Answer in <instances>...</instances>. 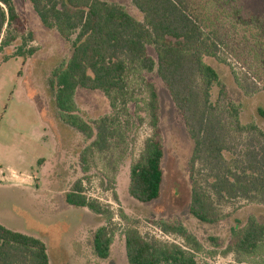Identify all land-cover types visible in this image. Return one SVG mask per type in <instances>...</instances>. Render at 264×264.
<instances>
[{
	"label": "rangeland",
	"instance_id": "1",
	"mask_svg": "<svg viewBox=\"0 0 264 264\" xmlns=\"http://www.w3.org/2000/svg\"><path fill=\"white\" fill-rule=\"evenodd\" d=\"M102 1L117 4L142 21L130 0ZM215 1L193 5L199 16L210 17L219 40L216 57L205 62L217 72L229 100L239 105L242 125L253 123L264 134V119L257 115L258 108L264 109V0H236L232 7ZM13 4L21 27L14 32L15 41L0 53V223L43 238L50 264H127L122 232L130 228L148 240L189 251L180 236L160 230L161 222L182 225L198 241L203 249L198 263L264 264V249L254 255L225 253L234 241L233 231L243 228L249 218L264 223V206L242 200L222 204L214 224L201 223L188 213L193 144L155 71L128 77L130 118L116 172L108 170L97 153L87 155L88 171L81 172L80 154L90 141L56 119L48 87L52 72L71 56L74 36L66 41L55 29L45 28L27 0H13ZM30 49L34 53L23 60L20 52ZM148 53L154 55L151 48ZM5 55L11 57L4 61ZM240 83L256 91L245 95ZM150 87L157 96L163 176L158 199L141 204L128 196V170L153 133L145 107ZM217 92L212 89L213 102ZM74 101L87 122L112 112L99 91L77 89ZM79 179L86 198L96 201L107 215L64 203L65 192ZM101 226L114 233L106 260L98 259L92 250L93 234Z\"/></svg>",
	"mask_w": 264,
	"mask_h": 264
},
{
	"label": "trees",
	"instance_id": "2",
	"mask_svg": "<svg viewBox=\"0 0 264 264\" xmlns=\"http://www.w3.org/2000/svg\"><path fill=\"white\" fill-rule=\"evenodd\" d=\"M27 1L45 28L55 29L66 41L74 36L71 56L52 72L48 87L56 119L90 141L80 154L83 174L88 171L87 155L92 153L102 155L105 167L116 172L130 118L128 77L155 71L193 144L189 161L190 216L214 224L219 221L218 206L222 204L242 200L264 206V134L253 123L242 125L239 105L229 100L217 72L205 62L216 57L219 40L210 17L199 16L193 8L202 0H130L142 21L123 7L102 0ZM235 1L215 2L232 7ZM234 12L239 14L237 9ZM20 27L13 0H0V53L15 41L14 32ZM33 53L30 49L20 55L25 60ZM10 57L5 55L4 61ZM239 87L245 95L256 91L242 83ZM213 88L218 89L214 102ZM77 89L101 92L111 114L84 121L74 101ZM148 91L145 107L153 133L128 170V196L141 204L158 199L163 176L157 96L153 87ZM257 115L264 119V109L258 108ZM82 182L76 180L65 192L64 203L98 216L107 215L96 201L86 198ZM160 230L180 236L189 251L148 240L130 228L122 232L126 263L208 264L198 263L197 255L203 249L182 225L161 222ZM113 236L107 226L95 230L92 250L98 259L109 257ZM233 240L225 253L257 254L264 249V223L249 218L243 228L233 231ZM0 264H50L46 242L0 223Z\"/></svg>",
	"mask_w": 264,
	"mask_h": 264
}]
</instances>
